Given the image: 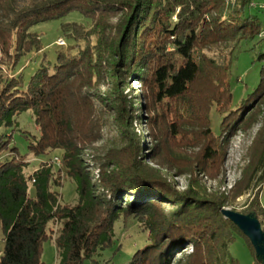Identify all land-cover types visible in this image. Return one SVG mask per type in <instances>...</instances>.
Returning <instances> with one entry per match:
<instances>
[{
	"label": "trees",
	"instance_id": "1",
	"mask_svg": "<svg viewBox=\"0 0 264 264\" xmlns=\"http://www.w3.org/2000/svg\"><path fill=\"white\" fill-rule=\"evenodd\" d=\"M227 2L40 0L22 8L17 0H0V70L3 59L17 66L36 48L32 27L72 12L92 20L93 30L85 32L76 23H65L62 30L71 32L75 41L86 34L97 37L94 48L86 46L75 55L58 53L52 72L40 67L28 82L19 75L0 90V131H13L19 116L31 112L39 135L32 137L30 152L35 157H47L62 151L63 167L76 183L78 194L75 205L62 204L61 195L53 190V186L63 187L62 176L56 177L47 164L27 174L29 161L16 147L14 133L0 137V227L4 244L0 264H46L42 255L49 240L55 241L59 264H82L114 246L115 224L121 217L136 218L149 235L150 243L128 264H173L174 255L188 245L193 246V253L176 264H239L229 252L238 236L244 238L255 264H264L263 221L254 241L220 212L222 199L178 195L160 172L145 163V149L136 135L129 134L135 105L117 89L119 84L114 85L110 99L118 128L129 143L98 159L101 175L97 182L83 159L88 147L100 141L95 89L104 64L109 62L115 76L120 72L142 83V108L156 143L150 159L158 161L169 147L183 152L192 147L199 151L190 153L185 166L192 174H220L227 151L225 137L237 131L238 125L249 124L254 114L245 122L244 111L264 98V53L258 58L263 64L259 85L236 110L232 109L231 85L234 61L218 67L201 56L205 50L234 38L245 41L260 37L264 43L262 19L251 12L255 0H241L239 8L223 16ZM115 14L120 17L112 26L107 18ZM214 108L222 117L218 133L211 127ZM196 125L199 128L195 129ZM257 144L255 168L243 176L248 181L264 169V137ZM4 152L10 154L5 160ZM193 181L200 186L196 176ZM166 202L176 210L167 214L162 206ZM240 215L264 218L258 194L249 210ZM50 224L59 227L54 231Z\"/></svg>",
	"mask_w": 264,
	"mask_h": 264
},
{
	"label": "rangeland",
	"instance_id": "2",
	"mask_svg": "<svg viewBox=\"0 0 264 264\" xmlns=\"http://www.w3.org/2000/svg\"><path fill=\"white\" fill-rule=\"evenodd\" d=\"M40 0H17L19 7H30ZM241 0H228L223 10V16L230 14L233 10L239 8ZM252 14L258 15L262 19L264 29V0H255L251 4ZM2 14L0 13V18ZM120 15L115 14L109 16L107 21L109 24L116 25ZM176 21V17L174 18ZM65 23H76L81 25L85 32H91L94 28L92 20L85 18L79 12H72L59 20L40 23L31 28L30 32L34 34L36 48L30 53L24 55L17 66L13 62L3 59V65L0 70V90L4 87L8 80L19 75H23L26 82L30 77L43 66L53 71L58 53L75 55L86 46L94 48L97 45V37L95 35H84L80 41L71 38V32H64L62 25ZM261 37H264V33ZM261 38L254 40L238 41L237 38L223 43L217 48L207 49L201 55L208 58L216 66L220 67L229 60L234 61L232 67V91L233 104L232 109L236 110L240 107V103L252 94L258 87L260 82V71L262 62L258 60L259 55L264 53V43L260 42ZM60 41H63L65 44ZM71 48L73 50H71ZM111 63L114 60L110 61ZM118 77L119 79L115 78ZM111 69L109 62L104 64L102 76L99 80V86L96 90V119L99 121L101 133L99 140L83 154V159L88 170L95 182L101 175L100 163L98 159H102L111 150L126 146L129 141L122 135L116 121L115 105L110 99L113 94L114 85L119 84L117 89L122 90L123 95L135 105V117L133 125L129 129V134L136 135L140 141L141 147L145 149L147 156L143 157L145 163L153 170L160 172L164 180L178 194H193V198L199 200H211L212 198L222 199L224 205L221 206L220 212L229 210L237 214H244L253 205L254 199L258 194L259 200L264 207V169L256 174L250 181L245 180L243 176L255 168V160L258 156L259 141L264 137V98L255 102L247 108L243 113L245 122L248 116L253 115L252 121L245 125L237 126V131L227 134L225 144L227 145L226 155L223 160V166L220 174L216 177H210L202 172L197 175L192 174L185 166L188 159L192 156L190 153H198V149L188 147L187 151H176L173 147L166 148L164 155H160L158 161L150 159L154 145V140L150 137V127L147 120V113L142 108L140 97L143 94L142 83L137 77L125 76L122 73ZM95 92V91H94ZM99 95V96H98ZM113 96V95H112ZM18 126L14 130L1 129L0 137L14 133V143L22 155H26L29 161L27 174H32L42 165H51L54 175L62 176L63 187L56 188L61 195V203L65 205H75L78 201L77 185L71 180L66 172L65 167L61 169L53 164L55 157L63 158V152L57 151L47 157H35L29 150V143H33V136L38 137L39 129L35 123V119L31 112L23 113L18 118ZM222 117L214 108L211 112V127L214 133H218L221 125ZM199 125L195 126V129ZM22 131V132H21ZM25 132V133H24ZM263 132V133H262ZM27 134L25 137L23 134ZM13 143V144H14ZM12 146V144H11ZM9 153L4 152L2 159L9 158ZM161 162V164H160ZM166 167H168L166 169ZM59 170H61L59 172ZM195 176L199 179V187ZM244 182V183H243ZM198 191H203L199 193ZM102 192V191H101ZM241 192L239 195L238 193ZM197 194V195H194ZM163 208L167 214H170L176 207L170 203H163ZM264 222V218L251 219L245 218V227L249 235L255 241L257 235L261 232L262 226L260 222ZM59 226L50 224V228L54 231ZM148 231L144 232L141 223L134 217L128 220L122 217L115 224V244L108 248L92 260H87L82 264H128L133 255L149 244ZM3 235L0 227V254L3 250ZM229 252L239 264H255L251 256L244 238L238 236L236 240L229 246ZM193 253V246L188 245L186 249L180 250L173 257V264H176L190 254ZM42 261L46 264H59L60 257L54 240H49L44 244V252Z\"/></svg>",
	"mask_w": 264,
	"mask_h": 264
},
{
	"label": "water",
	"instance_id": "3",
	"mask_svg": "<svg viewBox=\"0 0 264 264\" xmlns=\"http://www.w3.org/2000/svg\"><path fill=\"white\" fill-rule=\"evenodd\" d=\"M223 214L225 215L226 218H231L232 220H234L236 223H238L243 228V230L247 232L246 227H245V218H246L245 216L237 214V213H233L232 211H229V210H224ZM260 233L261 232H259V234L257 235V238L259 237Z\"/></svg>",
	"mask_w": 264,
	"mask_h": 264
},
{
	"label": "built area",
	"instance_id": "4",
	"mask_svg": "<svg viewBox=\"0 0 264 264\" xmlns=\"http://www.w3.org/2000/svg\"><path fill=\"white\" fill-rule=\"evenodd\" d=\"M61 42L63 43L62 45L65 44L63 41H60V43H61ZM53 164H54L55 166L59 167V168H62V167H63V160H62V158H60V157H55V158L53 159ZM49 166H51V165H49Z\"/></svg>",
	"mask_w": 264,
	"mask_h": 264
},
{
	"label": "crops",
	"instance_id": "5",
	"mask_svg": "<svg viewBox=\"0 0 264 264\" xmlns=\"http://www.w3.org/2000/svg\"><path fill=\"white\" fill-rule=\"evenodd\" d=\"M63 204V203H62Z\"/></svg>",
	"mask_w": 264,
	"mask_h": 264
}]
</instances>
